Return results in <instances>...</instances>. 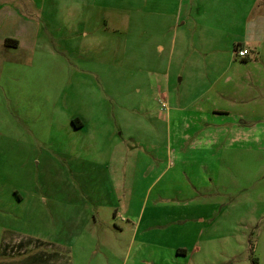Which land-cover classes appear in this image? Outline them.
I'll return each instance as SVG.
<instances>
[{
  "label": "rangeland",
  "instance_id": "obj_1",
  "mask_svg": "<svg viewBox=\"0 0 264 264\" xmlns=\"http://www.w3.org/2000/svg\"><path fill=\"white\" fill-rule=\"evenodd\" d=\"M251 2L0 0V264H264Z\"/></svg>",
  "mask_w": 264,
  "mask_h": 264
},
{
  "label": "crops",
  "instance_id": "obj_2",
  "mask_svg": "<svg viewBox=\"0 0 264 264\" xmlns=\"http://www.w3.org/2000/svg\"><path fill=\"white\" fill-rule=\"evenodd\" d=\"M262 3H263L262 5H264V2H262ZM256 6H258L257 9H261V6L259 4V0H254L252 5L247 6L246 11L244 12V17H242V20L244 22V27H245L244 28V32L242 34V39H243L244 42H241V39H235V41H234V51H233L234 53H235V49H236V44L237 43L240 44V46H239L240 48H242V47L243 48H251L252 46H249V44H255V43L258 42V40H260L262 38L260 36V34H261V31H262V28L264 29V16L258 17L257 18L258 19L257 22H255V21L250 22L249 21L250 17L252 16L253 10L256 8ZM259 19H261L260 23H259ZM255 23H256V28L257 29L253 28V26H255ZM7 37H13V36L7 35ZM13 38H16V37H13ZM17 40L19 41V44L17 46L15 45L16 47H18L21 44L20 40L19 39H17ZM2 42L4 43V41H2ZM249 54H250L249 51L244 56H238V54L235 53V55L238 56L243 61L245 59L247 60L250 57ZM73 119L76 121L75 124L73 123L75 128H80V127L84 126L83 121L81 119H79L77 116L73 117ZM186 252L187 251H185L184 253H186Z\"/></svg>",
  "mask_w": 264,
  "mask_h": 264
},
{
  "label": "built area",
  "instance_id": "obj_3",
  "mask_svg": "<svg viewBox=\"0 0 264 264\" xmlns=\"http://www.w3.org/2000/svg\"><path fill=\"white\" fill-rule=\"evenodd\" d=\"M248 51H249V48H236L235 49V53L236 54H238V56H244V55H246L247 53H248ZM162 104L164 105L165 104V102L164 101H162Z\"/></svg>",
  "mask_w": 264,
  "mask_h": 264
},
{
  "label": "trees",
  "instance_id": "obj_4",
  "mask_svg": "<svg viewBox=\"0 0 264 264\" xmlns=\"http://www.w3.org/2000/svg\"><path fill=\"white\" fill-rule=\"evenodd\" d=\"M5 42L8 44V45H18L19 41L17 40V38H13V37H7L5 39ZM246 60V59H245ZM244 60V61H245ZM72 122L75 124V120L73 119Z\"/></svg>",
  "mask_w": 264,
  "mask_h": 264
}]
</instances>
